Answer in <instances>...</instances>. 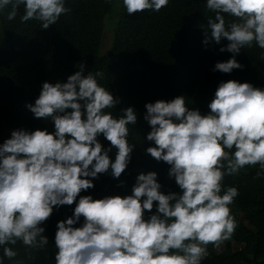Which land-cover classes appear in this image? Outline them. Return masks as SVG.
Masks as SVG:
<instances>
[{"label":"clouds","instance_id":"obj_1","mask_svg":"<svg viewBox=\"0 0 264 264\" xmlns=\"http://www.w3.org/2000/svg\"><path fill=\"white\" fill-rule=\"evenodd\" d=\"M168 3L123 0L128 15L159 12ZM21 6V22L38 21L44 30L71 12L65 0H0V10L10 7L8 20ZM204 7L213 15L202 43L207 48L226 40L219 51L232 54L212 71L243 70L236 59L242 49L255 44L264 50V0H205ZM85 70L82 64L66 81H44L34 103L25 105L35 119L50 121L52 131L18 128L0 143L3 257L14 259L17 252L9 245L18 242L45 248L49 238L42 225L54 209L75 205L56 224L55 264H201L208 246L219 247L237 227L230 205L239 190L225 187V177L256 165V176H264V88L221 81L203 113L190 108L184 95L146 103L151 145L144 153L169 166L168 178L179 191H161L158 173L148 171L135 177L130 194L97 199L81 193L94 189L101 175L125 187L120 177L136 147L128 142V125H136L137 113L133 107L119 117L106 111L120 98L98 82L102 71L85 75Z\"/></svg>","mask_w":264,"mask_h":264},{"label":"trees","instance_id":"obj_2","mask_svg":"<svg viewBox=\"0 0 264 264\" xmlns=\"http://www.w3.org/2000/svg\"><path fill=\"white\" fill-rule=\"evenodd\" d=\"M204 2L169 0L159 12L128 15L123 0H65V7L71 12L47 30L35 20L22 23L23 6L13 20L7 19L10 7L0 10V143L18 128L52 131L50 121L35 119L25 105L34 103L44 81H66L85 64L84 74L102 71L104 78H97L98 82L121 100L116 108L106 111L119 117L122 109L133 107L137 123L128 125V142L136 147L127 171L120 177L126 182L125 187L117 188L119 181L105 174L94 181V189L81 195L98 199L130 194L135 177L148 171L158 173L161 191L178 192L174 180L168 178L169 166L144 153L151 145L146 140L150 127L143 118L144 105L184 95L190 108H199L203 113L208 111L207 104L221 81L234 79L264 88V50L255 44L242 49L236 57L245 66L243 70L231 74L212 71L217 61H226L232 54L219 51L228 43L226 40L207 48L202 43L207 18L213 15ZM107 15L115 17L113 42L108 53L99 55ZM99 139L105 147L109 146L102 136ZM258 170L259 165L246 166L238 175L225 177V187L239 190L230 205L237 227L231 239L219 247L208 246V255L201 264H264V176L258 178ZM74 207L54 209L42 225L49 238L45 248L30 249L18 242L9 245L17 252L9 260L3 257L0 246L3 264H55L56 224L71 216Z\"/></svg>","mask_w":264,"mask_h":264},{"label":"rangeland","instance_id":"obj_3","mask_svg":"<svg viewBox=\"0 0 264 264\" xmlns=\"http://www.w3.org/2000/svg\"><path fill=\"white\" fill-rule=\"evenodd\" d=\"M114 20L115 17L112 15H107L105 19L104 36L101 48L99 50V55H104L109 52L112 46L113 31H114Z\"/></svg>","mask_w":264,"mask_h":264}]
</instances>
